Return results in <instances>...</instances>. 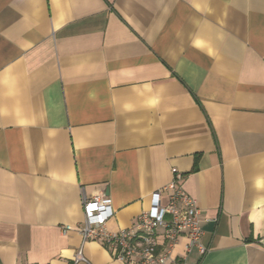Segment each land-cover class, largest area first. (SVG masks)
Returning a JSON list of instances; mask_svg holds the SVG:
<instances>
[{
  "label": "crops",
  "instance_id": "1",
  "mask_svg": "<svg viewBox=\"0 0 264 264\" xmlns=\"http://www.w3.org/2000/svg\"><path fill=\"white\" fill-rule=\"evenodd\" d=\"M173 169L189 263L264 264V0H0V264H121L83 197L128 229Z\"/></svg>",
  "mask_w": 264,
  "mask_h": 264
},
{
  "label": "built area",
  "instance_id": "2",
  "mask_svg": "<svg viewBox=\"0 0 264 264\" xmlns=\"http://www.w3.org/2000/svg\"><path fill=\"white\" fill-rule=\"evenodd\" d=\"M173 180L153 192L147 210L134 226L117 232L107 230L114 217L112 199L104 196L83 197L84 222L77 228L83 241L98 240L121 264H191L188 259L194 250L201 256L208 253L202 243L200 209L196 198L183 187L185 174L173 169ZM73 230L65 226L63 232ZM186 240L185 254L177 255L181 239ZM87 262L79 251L72 264Z\"/></svg>",
  "mask_w": 264,
  "mask_h": 264
}]
</instances>
